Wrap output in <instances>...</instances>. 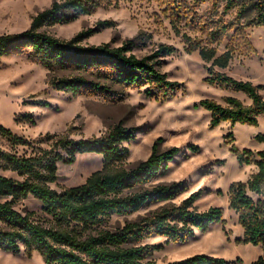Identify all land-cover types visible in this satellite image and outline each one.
Here are the masks:
<instances>
[{
	"label": "trees",
	"instance_id": "trees-1",
	"mask_svg": "<svg viewBox=\"0 0 264 264\" xmlns=\"http://www.w3.org/2000/svg\"><path fill=\"white\" fill-rule=\"evenodd\" d=\"M166 7L175 25L185 20L200 36L181 34L187 54L197 52L205 63L208 77L205 82L226 90L244 93L250 100L245 105L235 97H226L223 103L201 100L196 108L211 113L210 127L224 122L257 126L264 117V86L239 81L224 70L235 54L254 53L246 29H264V0H155ZM101 0H54L52 5L38 13L29 29L0 36V57L29 55L50 72L68 71L69 76L53 78L50 85L74 96H99L108 101L122 98L123 89H146V95L156 100H167L183 86L168 79L160 70L158 57L176 50L162 45L155 55L139 58L133 54L134 40L121 47L110 43L98 46L83 45L94 30L82 32L70 40H61L46 31V25L69 24L82 15L96 10ZM207 5L206 9H202ZM221 9V11H219ZM236 10L234 19L225 17ZM244 21V22H243ZM233 33L231 34V32ZM226 38L229 43L223 53L218 46ZM20 121L35 123L32 115L21 116ZM0 135L15 147L31 150L30 156L18 155L0 148V162L23 180L0 175V250L32 258L41 254L45 264H157L155 252L164 245L142 244L152 235L165 237L168 243L185 242L196 231L208 228L223 219V209L213 207L199 212L195 203L200 192L193 193L179 204L172 201L186 190L185 183L149 185L153 178L166 172L168 164L180 153L178 147L159 149V139L152 154L135 167H122L130 155L124 146L136 137V130L119 124L102 137L76 141L68 135L50 134L30 140L14 135L0 125ZM264 143V134L255 137ZM232 143V137L230 136ZM45 145V146H43ZM197 153L199 148L193 146ZM231 151L242 165L255 164L257 172L247 182H236L229 189V208L236 212L244 229L237 244L262 247V255L252 264H264V199L255 201L249 193L264 196V151L255 155L235 146ZM98 154L103 167L93 173L84 184L57 192L51 188L58 179V165H72L79 155ZM256 157L258 160H256ZM32 196L42 203L43 223L34 219L36 213L25 215L15 210L21 201ZM156 210L124 226H112L114 216H133L146 207L162 204ZM239 262V261H238ZM223 258L194 255L167 264H237Z\"/></svg>",
	"mask_w": 264,
	"mask_h": 264
},
{
	"label": "rangeland",
	"instance_id": "rangeland-1",
	"mask_svg": "<svg viewBox=\"0 0 264 264\" xmlns=\"http://www.w3.org/2000/svg\"><path fill=\"white\" fill-rule=\"evenodd\" d=\"M53 1L0 0V36L29 29L33 18L48 9ZM101 1L100 6L90 14L82 15L69 24L46 25L43 31L61 40H70L82 32L94 30L82 42L87 46L110 43L113 47H121L134 40L133 54L139 58L155 55L162 45L172 46L176 50L173 54L158 57L157 60L160 61V70L166 73L169 80L181 84L182 90L164 101L148 97L147 88L123 89L122 98L116 101L99 96H74L50 85L51 79L69 76L70 72H50L29 52L4 56L0 57V125L14 135L30 140L50 133L68 135L79 141L105 136L112 128L122 124L136 130V137L124 143L130 151L122 164L126 169L148 159L159 139H162L159 145L161 151L178 147L180 153L168 164L166 172L153 178L149 185L183 182L186 190L172 203L179 204L193 193L200 192L195 208L203 212L220 207L224 211L223 219L212 224L206 232L196 231L185 242L168 243L165 237L152 235L142 244L164 245L153 256L157 264L198 254L223 258L228 262L239 261L237 264H252L262 255V247L236 243L237 239L243 238L244 229L236 212L229 208V189L233 183L247 182L258 169L254 163L240 164L231 149L235 146L240 151L248 150L255 155L264 151V143L255 139L257 135L264 134V117L259 118L257 126L224 122L216 128L210 127L211 113L195 107L201 100L223 103L224 98L235 97L245 105H250L251 100L242 92L205 82L208 77L205 63L197 52L187 54L181 39L182 33L196 37L200 36L199 32L192 26H186L182 19L176 24L179 34L170 12L155 0ZM206 8L207 5H203L202 9ZM235 16L236 10H233L225 21H232ZM246 32L254 53L248 56L235 54L224 72L236 80L264 86V29L247 27ZM228 43L229 38H226L218 46L220 54ZM262 94L264 96V91ZM23 115H32L35 123L20 121ZM193 146L199 148L197 153L191 151ZM0 148L18 155L31 154L26 147L12 148L9 140L1 135ZM102 167L101 155H79L72 165H58L59 179L51 188L61 192L80 186ZM0 175L23 180L17 173L4 170L1 162ZM249 195L255 201L264 199V196L253 193ZM160 205L163 203L146 207L129 218L114 216L112 226H124L127 221L137 220ZM15 210L23 215L34 212V219L45 223L42 203L32 196L18 203ZM0 264L45 263L38 252L28 258L24 252L14 254L0 250Z\"/></svg>",
	"mask_w": 264,
	"mask_h": 264
}]
</instances>
